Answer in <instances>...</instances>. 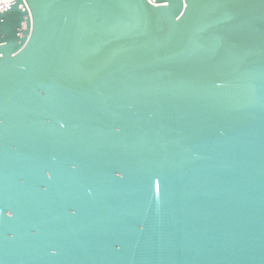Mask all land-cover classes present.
I'll return each mask as SVG.
<instances>
[{
  "label": "water",
  "instance_id": "obj_1",
  "mask_svg": "<svg viewBox=\"0 0 264 264\" xmlns=\"http://www.w3.org/2000/svg\"><path fill=\"white\" fill-rule=\"evenodd\" d=\"M0 264H264V0L0 9Z\"/></svg>",
  "mask_w": 264,
  "mask_h": 264
},
{
  "label": "built area",
  "instance_id": "obj_2",
  "mask_svg": "<svg viewBox=\"0 0 264 264\" xmlns=\"http://www.w3.org/2000/svg\"><path fill=\"white\" fill-rule=\"evenodd\" d=\"M12 0H0V9L8 5V2Z\"/></svg>",
  "mask_w": 264,
  "mask_h": 264
}]
</instances>
